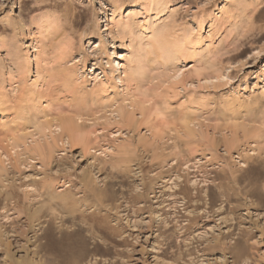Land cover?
I'll return each instance as SVG.
<instances>
[{
  "label": "rangeland",
  "instance_id": "374dc122",
  "mask_svg": "<svg viewBox=\"0 0 264 264\" xmlns=\"http://www.w3.org/2000/svg\"><path fill=\"white\" fill-rule=\"evenodd\" d=\"M114 4L0 0V264H264V0Z\"/></svg>",
  "mask_w": 264,
  "mask_h": 264
},
{
  "label": "bare ground",
  "instance_id": "6f19581e",
  "mask_svg": "<svg viewBox=\"0 0 264 264\" xmlns=\"http://www.w3.org/2000/svg\"><path fill=\"white\" fill-rule=\"evenodd\" d=\"M165 3H166V0H145L144 5L145 6L148 5L149 7L154 6L157 14H156V17L154 20H152V21L145 20L144 21V25H142V27H141L142 32L141 31L138 32L139 30H136L138 28V23H140V20L137 19V16L140 14V11L130 9L127 12V14L124 15L122 12L123 11L122 6L120 4H114L112 6L111 17L109 19H106V22H108V24L111 23L112 27L116 28L118 30V32H121L122 34H124L129 39V43L134 42V37L138 36V34L143 35L142 33H147V31H153V35L155 37L154 44H157L159 46L161 45V47L164 50L163 54H162L163 58L165 61H167L168 58H170L172 55H174L176 53V52H174V50L176 49V47H175L176 45L175 46L173 45L175 47V49L173 47H171V49H169V48L164 49L163 45L165 42H164V40L163 41L161 40V38H163L165 36V34L160 33V30L164 29V27L166 26L165 25L166 23L163 20L164 18H160L159 16L157 17V15H158V13H160L162 11V9L159 10L158 7L164 6ZM225 13H226L225 9L224 8L221 9L220 15H222V16L221 17L218 16L215 20L223 19ZM166 21H167V19H166ZM163 23H165V24L163 25ZM162 25L164 27H162ZM162 32L165 33V31H162ZM214 35L215 34L212 31L211 34L209 35L207 42L205 43L206 47L204 48V51L205 52L207 51L206 53L208 55L210 54V53H208V51L209 50L211 51V48H212V50L215 48L214 44L218 45V43H219V42L216 43L218 40L214 39L215 38ZM141 39H138L136 45L134 46V48H135L134 50H133V47H131V49L128 50L126 53L117 54V59L119 61H116V63L112 67L115 68L116 70L118 69V67L121 68V73H120V76L118 77V80L120 82L127 83L129 80L142 81L147 76L148 59H146L147 58L146 57L147 56L146 51H147V47H148L147 45L148 44L143 43ZM167 46H168V44H167ZM32 49H33V53H34L33 59L35 61V65H36L35 66V73H36V76H39L40 75L39 66L42 67L45 64L46 58L42 57L43 51H42V48L40 46V43L37 42V40H34V43H32ZM172 49H174V50H172ZM178 49H180V46ZM176 73H178V72H176ZM263 95H264V91H263ZM62 125L63 126L65 125L68 128V131L74 130V126L70 122H64Z\"/></svg>",
  "mask_w": 264,
  "mask_h": 264
}]
</instances>
